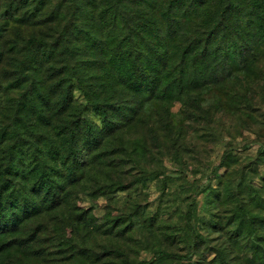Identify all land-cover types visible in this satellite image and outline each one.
I'll return each instance as SVG.
<instances>
[{
  "label": "trees",
  "instance_id": "obj_1",
  "mask_svg": "<svg viewBox=\"0 0 264 264\" xmlns=\"http://www.w3.org/2000/svg\"><path fill=\"white\" fill-rule=\"evenodd\" d=\"M0 16V250L131 234L124 211L100 227L78 202L142 185L181 138L175 103L199 119L264 99V0H0ZM157 246L92 264H155Z\"/></svg>",
  "mask_w": 264,
  "mask_h": 264
},
{
  "label": "rangeland",
  "instance_id": "obj_2",
  "mask_svg": "<svg viewBox=\"0 0 264 264\" xmlns=\"http://www.w3.org/2000/svg\"><path fill=\"white\" fill-rule=\"evenodd\" d=\"M239 107L231 102L222 112L186 119L181 104L175 103L169 113L180 125L181 138L171 150L151 151L146 161L153 172L142 185L111 200L78 202L100 227L109 213L124 211L133 222L131 234L106 239L100 232L84 244L81 235L71 245L51 246L48 241L42 253L34 248L35 254L0 250V264L108 263L107 251L119 244L135 263L151 260L160 245L170 254L155 264H264V99L256 94ZM88 117L99 123L93 114ZM134 204L138 209H130ZM189 208L192 240L185 233Z\"/></svg>",
  "mask_w": 264,
  "mask_h": 264
}]
</instances>
